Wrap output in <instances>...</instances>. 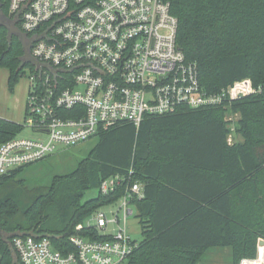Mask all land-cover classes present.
Here are the masks:
<instances>
[{"label":"trees","instance_id":"obj_1","mask_svg":"<svg viewBox=\"0 0 264 264\" xmlns=\"http://www.w3.org/2000/svg\"><path fill=\"white\" fill-rule=\"evenodd\" d=\"M9 1L0 3L11 21ZM165 1L178 18V44L197 62L205 89L216 92L247 77L264 85V0ZM8 33L0 25V67L9 70L14 91L25 69L35 65L25 60L21 37L9 40ZM231 107L240 113L236 131L243 137L232 144L227 108L183 106L146 115L139 126L119 122L100 129L89 157L67 183L25 188L19 180L23 188H12L27 165L0 175V264H22L12 244L17 234L48 236L63 254L75 251L72 235L99 238L93 228L77 225L124 195L126 182L108 194L99 187L131 168L132 181L144 185V197L133 198L143 239L128 264H203V254L216 246L232 247L233 264L256 256L264 239V92ZM24 128L0 117V144ZM90 189L98 194L83 201Z\"/></svg>","mask_w":264,"mask_h":264},{"label":"built area","instance_id":"obj_2","mask_svg":"<svg viewBox=\"0 0 264 264\" xmlns=\"http://www.w3.org/2000/svg\"><path fill=\"white\" fill-rule=\"evenodd\" d=\"M9 14L33 41L30 61L35 66L29 74L22 124L44 137L18 134L1 143L0 175L45 158L59 145L84 142L100 129L119 122L139 126L146 115L172 113L183 106H224L232 133L240 117L232 102L264 92V85L255 86L250 77L216 92L205 89L197 62L189 60L178 44V18L169 1L10 0ZM134 171L102 180L103 194L126 182L124 195L108 205L116 208L111 217L103 206L85 225H77L78 230L93 228L99 238L72 235L75 251L63 254L48 236L17 234L12 244L20 262L122 264L128 260L138 244L127 225L136 209L133 198L144 197L143 183L132 181ZM263 245L258 242L256 256L239 264H264Z\"/></svg>","mask_w":264,"mask_h":264},{"label":"rangeland","instance_id":"obj_3","mask_svg":"<svg viewBox=\"0 0 264 264\" xmlns=\"http://www.w3.org/2000/svg\"><path fill=\"white\" fill-rule=\"evenodd\" d=\"M30 72L31 69L26 68L25 74L21 76L14 91H11L8 87L9 70L5 67H0V116L18 123L23 122ZM20 135L36 138L44 137V134L34 131L27 126L20 133ZM227 139L228 142L232 144L234 142L242 141L243 137L235 131L229 133ZM97 140L98 137L94 135L88 140L76 145L57 146L54 153L24 167L11 187H22V184L18 183L19 180L24 181L25 188H44L46 186H50L54 180L58 183H67L69 178L76 176L75 172L80 169L89 157V153L96 144ZM97 194V189H90L85 192L83 201L93 198ZM114 209L116 208L108 205L103 207V211L108 217L112 216V211ZM127 225L128 233L131 238L136 241H141L143 239L142 230L136 209L135 213L128 219ZM202 263L233 264V249L231 246L211 247L203 254ZM122 264H128V260H125Z\"/></svg>","mask_w":264,"mask_h":264},{"label":"water","instance_id":"obj_4","mask_svg":"<svg viewBox=\"0 0 264 264\" xmlns=\"http://www.w3.org/2000/svg\"><path fill=\"white\" fill-rule=\"evenodd\" d=\"M9 18H7L6 16H4L1 12V3H0V25L6 26L9 30L8 33V38L9 40L12 39V36L14 34H18L22 41H23V46H24V57L25 60H31L34 59L30 49H31V45H32V40L30 38H28L27 34L17 25L18 23V19H14L11 20V22H7ZM7 20V21H6ZM264 243V239H261L259 241V244H263Z\"/></svg>","mask_w":264,"mask_h":264},{"label":"bare ground","instance_id":"obj_5","mask_svg":"<svg viewBox=\"0 0 264 264\" xmlns=\"http://www.w3.org/2000/svg\"><path fill=\"white\" fill-rule=\"evenodd\" d=\"M261 250H263V251H264V245L261 247Z\"/></svg>","mask_w":264,"mask_h":264},{"label":"flooded vegetation","instance_id":"obj_6","mask_svg":"<svg viewBox=\"0 0 264 264\" xmlns=\"http://www.w3.org/2000/svg\"><path fill=\"white\" fill-rule=\"evenodd\" d=\"M9 20V19H8ZM10 21V20H9ZM11 22V21H10ZM18 25V24H17ZM29 38V37H28Z\"/></svg>","mask_w":264,"mask_h":264},{"label":"crops","instance_id":"obj_7","mask_svg":"<svg viewBox=\"0 0 264 264\" xmlns=\"http://www.w3.org/2000/svg\"><path fill=\"white\" fill-rule=\"evenodd\" d=\"M0 117H2V116H0ZM4 118V117H3ZM6 119V118H5Z\"/></svg>","mask_w":264,"mask_h":264}]
</instances>
